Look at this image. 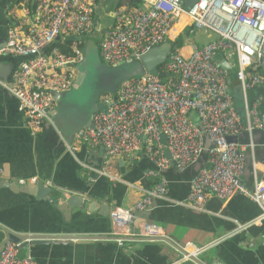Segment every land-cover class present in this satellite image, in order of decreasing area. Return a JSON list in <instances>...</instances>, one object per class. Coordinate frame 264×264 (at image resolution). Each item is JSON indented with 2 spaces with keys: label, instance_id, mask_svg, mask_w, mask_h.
Here are the masks:
<instances>
[{
  "label": "built area",
  "instance_id": "obj_1",
  "mask_svg": "<svg viewBox=\"0 0 264 264\" xmlns=\"http://www.w3.org/2000/svg\"><path fill=\"white\" fill-rule=\"evenodd\" d=\"M1 1V0H0ZM122 3L111 12L112 22L99 41L103 63L116 66L138 60L151 47L166 40L172 49L159 70L124 80L115 93L101 101L105 111L93 116L94 128H81L74 137L91 145H102L107 158L119 155L147 157L156 166L148 171L155 185L133 207L115 208L110 220L116 236L143 241L163 238L162 226L133 225L135 212L153 199L167 198L168 181L161 171L188 170L205 149L204 134L213 144L206 165L190 180L186 204L202 211L210 195L226 200L243 194L256 202L264 217V182L249 188L242 180L247 152L255 161L256 145L228 142L227 136L254 130L264 132V0H197L185 10V0H136ZM97 0H32L30 5L13 3L4 16L6 39L0 56L26 57L15 71L12 87L0 79L19 101L25 127L32 136L50 120L53 93H63L75 83L77 65L83 60L81 39L94 28ZM185 13L189 19L175 37L169 32ZM213 32L217 39L203 46L178 43L181 32ZM70 38L62 52L53 43ZM235 68L243 91L245 115L233 106L229 70ZM236 58V64L230 59ZM250 94L252 99H250ZM162 134L166 143L162 141ZM165 147L170 159L166 158ZM3 168L0 164V179ZM25 183V180H20ZM177 204L179 202H173ZM117 238L121 243L122 238ZM20 243L7 241L0 252V264H37L31 256L19 257ZM205 247L192 251L184 245L181 261H192Z\"/></svg>",
  "mask_w": 264,
  "mask_h": 264
},
{
  "label": "crops",
  "instance_id": "obj_2",
  "mask_svg": "<svg viewBox=\"0 0 264 264\" xmlns=\"http://www.w3.org/2000/svg\"><path fill=\"white\" fill-rule=\"evenodd\" d=\"M16 2L18 0H1L0 8L5 10ZM105 10L106 2L102 4L103 13ZM102 30L104 28L100 26V32ZM100 36L101 33H96V37ZM72 88L61 93L59 101L51 108V113L55 114L53 123L67 135L65 140L58 133L61 142L52 132L47 138L40 137L41 131L32 141L25 129L24 116L14 105L4 100L0 102L2 177L9 181L25 180V183L39 180L45 187L56 184L71 190H87L91 194L89 202L96 200L105 207L108 205L109 211L106 208L101 215L99 211L103 210L87 212L85 208L75 207L65 214L61 206L54 204L58 196L39 200L33 195L15 192L1 182L2 230L49 239H70L29 242L19 249V257L31 256L37 264H264V217L260 206L243 194L226 200L210 195L205 209L195 210L186 204L192 178L188 170L179 172L169 168L161 172L168 181V200L155 199L156 206L148 212V219L162 226L163 238L143 241L114 235L116 229L110 220V212L118 207H133L142 199L157 181L147 176L148 171H156V166L145 156L107 158L102 145L76 139L74 135L84 128V120L71 138L69 128L73 124V113L69 111H75V108H64L62 103L72 97ZM115 92L106 91V94ZM55 117L64 120L58 124ZM258 136L253 139L257 144L255 161L247 152L242 175L249 188L253 187L255 178L264 182V135ZM241 140L247 142L249 138L243 135ZM142 224L136 230H140ZM83 236L89 240L77 239ZM118 237H123L121 243ZM4 238V231H0V245ZM184 245L189 251L198 247H205V250L192 261L178 262Z\"/></svg>",
  "mask_w": 264,
  "mask_h": 264
},
{
  "label": "water",
  "instance_id": "obj_3",
  "mask_svg": "<svg viewBox=\"0 0 264 264\" xmlns=\"http://www.w3.org/2000/svg\"><path fill=\"white\" fill-rule=\"evenodd\" d=\"M197 0H185L184 8L185 10H189L193 3H195ZM4 9L0 8V44L3 43L6 39V29H7V19L4 16ZM94 31H100L99 22L96 20L94 23ZM103 32L105 31L102 30ZM81 39V37H80ZM172 49V43L170 40H166L163 43H160L159 45L151 47L148 51L143 53L139 59L138 62L141 65L144 73H150L154 75H159L160 77L167 76L166 73H163L159 70V68L162 66V64L166 61L168 55L170 54ZM26 57H20V56H0V79L7 84L8 87H12V81L14 79L15 71L18 69L19 65L25 61ZM219 64L222 68L229 70L230 66L227 63V61L222 58L219 61ZM81 75V74H79ZM78 78L76 79L73 88H77L79 83ZM53 97L55 101H59L61 94L54 92ZM250 99H252L250 94ZM4 100L7 103H10L14 105L17 108V111L21 114V110L19 108V101L17 98L11 93L9 89L6 87L0 85V102ZM107 109V106L102 101H94V106L92 113L87 116L85 119L83 118V115L80 114L79 121L84 119V127L93 129V116L97 111L103 110L105 111ZM57 112V111H56ZM50 120H45L42 125V130L40 132L42 137L44 135V138H47V136L52 132L57 135V140H60V136L65 139L66 138V132L65 131H59L55 124L52 121V117H54L51 113V110H49ZM52 122V123H51ZM70 125V124H69ZM1 126V123H0ZM25 128V127H24ZM26 129V128H25ZM27 130V129H26ZM29 136H31V139L33 141L34 136L30 135L29 131L27 130ZM60 136H59V134ZM259 134L264 135L263 131L254 130L249 134L248 132H242L239 135H230L227 136L228 142H238L240 144H247L250 139L254 142L255 139H257ZM243 135H246L249 140L247 142L241 140ZM39 137V138H40ZM254 139V140H253ZM38 139H36L37 141ZM66 140V139H65ZM162 141L165 144L166 143V137L162 134ZM204 146L205 149L198 158V160L188 169L192 177L195 175V173L202 167L206 165L207 162V152L210 147L213 146V144L209 141L208 137L204 134ZM255 144V143H254ZM257 145V144H255ZM165 155L167 159H170L171 156L169 154L168 148L165 147ZM0 164L3 168V165L0 161ZM169 169V168H167ZM167 169H165L167 171ZM164 170V171H165ZM163 171V170H162ZM161 171V172H162ZM187 171V170H186ZM1 182H4V186L9 187L11 190L15 192H22L29 195H33L36 197V199H43L46 196H58V199L54 200V204L57 206H61L62 210L66 214L70 209H73L75 207H79L80 209L85 208L87 212H95L99 210V213L101 215L104 214L105 209L109 211V207H105L104 205H101L98 201L93 200L89 202V198L91 197V194L87 190H71L67 187H61L59 185L53 184L51 187H45L43 183L39 180L37 181H27L26 183H20L16 179L9 181V178L3 176L0 180ZM1 186V185H0ZM156 206V200L153 199L149 206H147L144 210L136 211L135 212V218L133 219V225L135 228L139 227L140 223L145 224H153V220L148 219V212L153 209V207ZM0 231H4L5 238L0 245V252L3 250L4 245L7 241H13L16 243H20V247L26 246L29 242H61V241H70L68 237H60L57 239H49L45 236H28L26 234L21 233H12L7 230H2L0 227ZM78 240H89L87 237L83 236L81 238H77Z\"/></svg>",
  "mask_w": 264,
  "mask_h": 264
},
{
  "label": "rangeland",
  "instance_id": "obj_4",
  "mask_svg": "<svg viewBox=\"0 0 264 264\" xmlns=\"http://www.w3.org/2000/svg\"><path fill=\"white\" fill-rule=\"evenodd\" d=\"M101 0L98 1L96 7V19L104 29L110 27L112 17L110 12L114 11L118 6L116 2L118 0H103L106 2L107 13H103ZM102 14V15H101ZM186 18L183 20L185 24ZM183 24V25H184ZM183 25L174 28L170 36L175 37L177 33L183 28ZM180 37L182 38L186 46H191L192 44L203 46L210 42L215 41L218 37L213 32H203L195 30L189 35L181 32ZM99 38L92 35H85L81 38L82 47V57L83 61L77 65L78 81L77 88H72V97L63 101L62 107L68 108L70 106L75 108V111H69L72 114L73 124L69 128V136L72 138L75 129L78 127L82 121L92 113L94 101L99 100V98L106 95V91L115 92V90L120 86V84L129 78L139 77L144 75L143 69L139 64L138 60H132L130 62L125 61L116 66H109L102 62L100 57V51L98 47ZM231 63L236 64V58L230 59ZM79 73L81 75H79ZM230 74V93L232 95L233 106L241 117L244 118L245 107L243 99V91L235 76V68L231 67L229 70ZM112 85V87H110ZM61 109V108H60ZM80 114L83 115V120L79 121ZM55 121L59 124V121H63L55 117Z\"/></svg>",
  "mask_w": 264,
  "mask_h": 264
},
{
  "label": "trees",
  "instance_id": "obj_5",
  "mask_svg": "<svg viewBox=\"0 0 264 264\" xmlns=\"http://www.w3.org/2000/svg\"><path fill=\"white\" fill-rule=\"evenodd\" d=\"M22 1H24V4H26V5H30L31 4V1L32 0H18V3H21ZM97 1H99V0H97ZM122 3H128L129 5H135L137 2H136V0H118L117 2H116V6H119L120 4H122ZM185 19V17H181L180 19H179V22H178V24H177V26L178 27H180V26H182L184 23H183V20ZM186 22H187V19H186V21H185V24H186ZM184 24V25H185ZM183 25V26H184ZM176 27V26H175ZM174 30V29H173ZM185 34H187V35H189V31H185ZM68 39H64L63 41L62 40H59V41H56V42H54L53 43V46L54 47H57L58 49H60V51H62V52H67L68 51V49L65 47V45L68 43ZM178 43H180V44H182L183 43V40H182V38L181 37H179V39H178ZM236 76V75H235ZM228 80L230 81V74H229V78H228ZM258 157V156H257ZM155 183H156V181H155ZM155 183H153V186L155 185Z\"/></svg>",
  "mask_w": 264,
  "mask_h": 264
},
{
  "label": "bare ground",
  "instance_id": "obj_6",
  "mask_svg": "<svg viewBox=\"0 0 264 264\" xmlns=\"http://www.w3.org/2000/svg\"><path fill=\"white\" fill-rule=\"evenodd\" d=\"M104 2H105V1H103V3H104ZM103 3H102V4H103ZM181 17H186V18L189 19V17H188L185 13L181 14L180 17H179V19H180ZM188 19H187V21H188ZM178 22H179V20H178L177 23L174 25L173 29H174L175 26L178 24ZM186 23H187V22H186ZM173 29L169 32V35H170L171 32L173 31Z\"/></svg>",
  "mask_w": 264,
  "mask_h": 264
},
{
  "label": "clouds",
  "instance_id": "obj_7",
  "mask_svg": "<svg viewBox=\"0 0 264 264\" xmlns=\"http://www.w3.org/2000/svg\"><path fill=\"white\" fill-rule=\"evenodd\" d=\"M121 5V4H120ZM111 17H112V15H111ZM94 31V30H93ZM105 32V31H104ZM104 32H100L99 30L98 31H95V33H101V36H102V34L104 33ZM88 35H90V34H88ZM96 35V34H95ZM94 35V36H95ZM93 36V35H92ZM101 36H100V38H101ZM96 37V36H95ZM99 38V39H100ZM100 41V40H99ZM98 47H99V43H98ZM83 61V60H82ZM61 94V93H60Z\"/></svg>",
  "mask_w": 264,
  "mask_h": 264
},
{
  "label": "flooded vegetation",
  "instance_id": "obj_8",
  "mask_svg": "<svg viewBox=\"0 0 264 264\" xmlns=\"http://www.w3.org/2000/svg\"><path fill=\"white\" fill-rule=\"evenodd\" d=\"M104 13H107V11H105ZM96 33H95V31H92L91 33H90V35H95ZM96 36V35H95Z\"/></svg>",
  "mask_w": 264,
  "mask_h": 264
}]
</instances>
